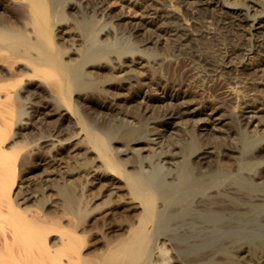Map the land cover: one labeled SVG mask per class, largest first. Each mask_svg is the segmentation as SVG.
<instances>
[{"label":"bare ground","instance_id":"bare-ground-1","mask_svg":"<svg viewBox=\"0 0 264 264\" xmlns=\"http://www.w3.org/2000/svg\"><path fill=\"white\" fill-rule=\"evenodd\" d=\"M82 1L0 0V264H264V2Z\"/></svg>","mask_w":264,"mask_h":264},{"label":"rangeland","instance_id":"rangeland-1","mask_svg":"<svg viewBox=\"0 0 264 264\" xmlns=\"http://www.w3.org/2000/svg\"><path fill=\"white\" fill-rule=\"evenodd\" d=\"M92 1V2H91ZM94 1H96V2H98L99 4H101L102 6H103V8L104 7H106L105 8V10H104V12H105V14L103 15V12H100V13H96V15H95V13H92V12H90V10L89 11H87V14L88 15H93V17H94V19H96V21L97 20H99L96 24H98V25H102V24H104V23H109L110 24V22H109V20H110V18H109V16H108V12H109V10L110 11H112V13H114L115 12V14L117 15H119L121 18H124V19H126V20H136L138 17L139 18H144V16H143V13H144V6L146 7V5H148V7L150 6V7H152V5L153 6H166V7H168V8H171L172 7V9H174V11L176 12V14H178V17H180L179 19H180V22L181 23H183L182 22V17H184L183 16V12H182V9H183V6L181 5V4H177V2H176V0H94ZM94 1L93 0H89V2H91V4L93 5L94 4ZM136 1V2H135ZM141 1H143V2H141ZM254 1H256L257 3H259V4H262L263 2H264V0H254ZM75 2H76V5L75 6H77L76 7V9L78 10L79 8H80V10H82L81 8H82V5H84L86 2H83L82 0H75ZM79 2H81V3H79ZM103 2V3H102ZM141 2V3H140ZM78 3V4H77ZM143 3V4H142ZM149 3H152V4H149ZM90 4V5H91ZM138 4V5H137ZM142 4V5H141ZM145 4V5H144ZM164 4V5H163ZM226 4V6H224V7H222V9L223 8H225V7H227V5L228 6H230V7H232V6H242L243 4H227V3H225ZM79 5V6H78ZM144 5V6H143ZM232 5V6H231ZM244 6V5H243ZM242 6V7H243ZM148 7H146V8H148ZM221 7V6H220ZM214 8V9H213ZM212 9H210L209 11L210 12H214V13H216L217 11L219 12V10H220V8H218V7H213ZM258 8V10H259V8L260 7H257ZM219 9V10H218ZM257 10V12L254 10H250V9H248V11L249 12H247L248 13V17H250V18H253V16L255 17H257L258 18V16L259 17H261L262 15H264V13H263V10H261V11H258ZM108 11V12H107ZM106 12H107V14H106ZM262 12V13H261ZM91 13V14H90ZM102 13V14H101ZM125 13V14H124ZM260 13V14H259ZM142 14V15H141ZM252 14H253V16H252ZM91 15V16H92ZM103 15V16H102ZM180 15V16H179ZM105 16H106V18H105ZM143 16V17H142ZM99 18V19H98ZM208 18L210 19V17H207V18H205L204 16L201 18V22H202V20L204 19V21H203V23H200V26H199V30H206V29H208V28H210L209 27V22H208ZM184 19V18H183ZM207 20V21H206ZM95 21V22H96ZM103 21V22H102ZM189 24H190V19H189ZM187 21H184V23H188ZM205 22H206V24H205ZM209 24H208V23ZM183 23V25H186V24H184ZM108 24V25H109ZM188 24V25H189ZM192 24V23H191ZM203 24V25H202ZM202 25V26H201ZM207 25V27H205V26ZM204 26V27H203ZM256 27L258 26V24H256L255 25ZM212 27V26H211ZM126 30L125 29H123L122 30V28H121V30H117V34H116V37L119 39H117V41L122 45V44H124L125 43V41L127 40V38H126V36H127V33L125 32ZM252 31H254V30H252ZM255 32V31H254ZM246 33V32H245ZM202 34H205L204 32H202ZM203 35H201V37L200 36H198L197 37V39L200 37V38H202V39H200L199 38V40H196L195 42L197 43V44H195V47L197 48L198 47V45H203V49L202 48H200V50H199V47H198V50L199 51H201V52H203V53H206L207 51L210 53V54H215L216 52H218V50H219V48L220 47H223L224 45H226V43L228 42V39H227V41H226V39L223 37V36H220V38L221 39H223L224 38V40H222V42L224 43V45L223 44H219V41H220V43H222L221 42V39L218 37L217 39H214V40H217L218 41V43H217V41H213V39H209L208 38V36H206V35H204L203 37H202ZM246 36H249V34H246ZM206 38V39H205ZM208 38V39H207ZM126 39V40H125ZM163 39H164V37H163ZM133 40V41H132ZM159 40H161V38L159 39ZM205 41V43H202L203 41ZM208 40V41H207ZM212 40V41H211ZM121 41V42H120ZM133 42V44H135L136 43V45L137 44H140V42L142 43V41H143V38L141 37V36H138V37H131L130 38V42ZM198 41V42H197ZM225 41H226V43H225ZM200 42V43H199ZM211 42H214V43H212L211 44ZM118 43V44H119ZM159 43V42H158ZM158 43L156 42L155 44H153V43H146V45L145 46H148V47H150V48H146V49H144V51L146 52V51H150L151 50V48H152V51H155L156 50V53H161L160 52V50H158V48H157V46H158ZM199 43V44H198ZM119 44V45H120ZM201 47V46H200ZM148 49V50H147ZM215 49H218V50H216V52H215ZM158 50V51H157ZM202 50H206V51H202ZM208 53V54H209ZM142 54V52H136V55H138V56H140ZM207 54V53H206ZM264 54V53H263ZM160 55V54H159ZM137 62H139V61H137L136 59L134 60V61H132V63L130 62V63H128V66L127 67H129V69H133V70H144L145 69V67H144V65H142V64H139V63H137ZM123 81V80H122ZM122 81H120V82H117V84H121V83H123ZM123 91V90H122ZM110 93V96L112 95V94H114L115 92H114V90H109V92H108V94ZM112 93V94H111ZM205 101H208V99H206ZM243 113V116H245V117H247L248 115H249V113L247 112V111H243L242 112ZM206 117H204V119H205ZM214 118L216 119V120H214ZM219 118H221V117H219V115H217V114H215V115H212L210 118H206L205 120H200L199 121V123H206V124H208L209 126H211L212 125V122L214 123L213 124V126H211V127H215V126H217V128H220L221 126H219V124H218V120H220ZM209 119H211L210 121H208ZM208 122V123H207ZM215 125V126H214ZM216 128V127H215ZM74 148L72 147L71 149L69 148V149H67V151H68V153L70 154H72V153H74V150H73ZM94 229V231H97L96 230V228H93ZM98 230L99 229H101V227H99V228H97ZM102 231V232H101ZM101 231H97V235L94 233V237L95 238H100V236H101V234L103 233V230L101 229ZM98 232H100V233H98ZM99 234V235H98ZM91 239V238H90Z\"/></svg>","mask_w":264,"mask_h":264}]
</instances>
